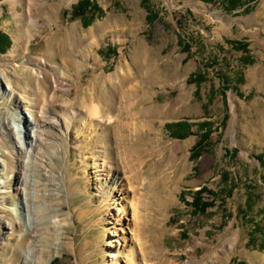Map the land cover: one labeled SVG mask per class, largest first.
Returning a JSON list of instances; mask_svg holds the SVG:
<instances>
[{
    "label": "rangeland",
    "instance_id": "374dc122",
    "mask_svg": "<svg viewBox=\"0 0 264 264\" xmlns=\"http://www.w3.org/2000/svg\"><path fill=\"white\" fill-rule=\"evenodd\" d=\"M44 1L32 18L30 0L0 1V30L13 41L0 54V264L19 246L33 251V264H264V247L248 243L253 220L264 229V0L249 12L222 0H151L159 13L151 25L141 0H98L105 14L88 26L71 18L78 0H56L53 21ZM230 40L247 41L254 62L243 66ZM108 48L116 54L107 59ZM199 71L206 81H187ZM222 74L243 82L224 92ZM143 105L156 112L142 115ZM27 108L40 126L30 153L19 148ZM224 116L221 137L195 161L198 136L173 138L165 127L219 126ZM127 166L147 180L161 169L178 175L170 206L158 209ZM202 185L217 192L216 204L194 214L180 195L191 200Z\"/></svg>",
    "mask_w": 264,
    "mask_h": 264
},
{
    "label": "trees",
    "instance_id": "16d2710c",
    "mask_svg": "<svg viewBox=\"0 0 264 264\" xmlns=\"http://www.w3.org/2000/svg\"><path fill=\"white\" fill-rule=\"evenodd\" d=\"M205 2L211 3L215 0H203ZM255 0H222L224 6L230 10H236L239 8L244 7L245 12H249L251 10V5L254 3ZM142 6L146 9L147 15H146V21L149 25L154 24L159 19V13L154 10V8L151 5V0H141ZM105 14V10L102 8V6L99 4L98 0H78L77 3L74 4L71 18L73 19H81L84 24L87 26L91 24V22L96 17H102ZM12 38L11 36L0 30V54L8 51L12 46ZM229 44L232 46V49L238 52H243V55L240 57V61L242 65H248L253 63L252 57H250L249 54H251V50L249 49V43L244 40H230ZM191 43H185L184 49L185 51H189L191 49ZM110 49V52H106L104 55L106 58H111V55H115L116 51L115 49L108 48V51ZM188 82L195 83L197 86H199L202 82L206 81V76L204 72H197L192 73L188 79ZM243 82V77L240 76L238 78V81L236 82V85ZM235 85V82H231L224 74H222V88L223 91L226 92L227 90L233 88ZM199 93V89L196 90V94ZM226 117L222 119L219 126H217L213 120L211 119H204L202 121H199L197 123H192L187 119H182L178 121L173 122H167L165 124L166 129L168 130L169 134L173 138L177 139H186L190 135L196 134L198 136L197 141L195 144L191 147L190 151V158L192 161H195L199 159L203 154L209 153L211 151V145L213 140V134L217 132V138H220L222 135V131L224 126L226 125ZM197 126V131L194 133L193 127ZM236 152L234 150L232 153ZM257 158L260 160L262 167H264V152L257 155ZM194 170L197 171L198 168L194 167ZM223 179L225 181L229 180V176L227 174L223 175ZM192 199L188 200L186 198L185 193L183 192L180 197L185 204L190 206L192 208V212L194 214H201L204 215L208 212L209 208H212L215 206V197L217 196V192L213 190L212 188H209L207 185H202L199 189L191 191L190 192ZM227 196H232V190L227 191ZM247 204L250 205V202L247 201ZM247 205V206H249ZM242 216H246L247 212L242 211ZM254 225L252 229L249 231V240L248 243L251 245H256L260 248L264 247V239L259 240V236L264 235V229L261 227L258 221L253 220ZM263 241V242H262ZM59 262V258H55L52 260L51 264H57ZM236 264H246L245 261L240 260L236 262Z\"/></svg>",
    "mask_w": 264,
    "mask_h": 264
},
{
    "label": "bare ground",
    "instance_id": "6f19581e",
    "mask_svg": "<svg viewBox=\"0 0 264 264\" xmlns=\"http://www.w3.org/2000/svg\"><path fill=\"white\" fill-rule=\"evenodd\" d=\"M9 1L15 2L18 0H9ZM37 4H38L37 0H30V8H31L30 17L31 18L33 16V13H32L33 9H35L36 6H38ZM42 7H43V10L40 9L41 5H39V11L42 10L44 13H46L48 19L53 21L52 18L54 17V14H55V11L57 8L56 0H50V1L45 0L44 2H42ZM44 9H45V11H44ZM31 22H32L33 27H36L39 25L38 20L32 19ZM36 31H37V29H36ZM131 81H134L133 85H132L134 90L138 91V89L141 88L139 86L140 82H138V84H136L135 81H137V80L134 79ZM113 86H115V85H113ZM141 99H143V97ZM145 101H147V100L145 99ZM49 109H50L49 104L47 102H45L40 106V113L47 112V111H49ZM26 111H27V113H26L27 114V124L25 125V130H22L21 128L19 129V132L21 133V135H26V145H21L19 148H20L21 152H25V150H27V152L30 153L31 151H33L34 147L36 146V143H37V141L39 139V135H40V134L38 135L37 133L34 134V133H32V131H33V129L35 130V128L40 127V126L38 125V122H35L33 120L32 121L28 120V114L30 113V109L27 108ZM140 112L142 113V115L145 113H148L150 115L151 113L156 112V107H153V106L145 107L143 105L140 108ZM66 115H67L69 122L75 123L77 121V112L75 110L67 109ZM89 116L91 119H94V120L99 118V112H98V108L96 106H92L91 108H89ZM111 120H112V118L108 117V119L106 121H107V123H110ZM68 128H69V126H68ZM34 132H36V131H34ZM126 168H130V170H128V171L133 172L132 177H134L133 179H135V180H133V184H134V182L142 183L143 188H146L153 193L155 203H157V205L159 206L158 209L163 210V209H166L168 206H170V204L173 202L175 191L178 188V184H179L178 175H172V176L167 175V174H165V171L163 169H161V170H157V171H154L153 173H151L152 175L154 174L156 176L153 177L152 179L148 178L150 180H147V177H143L142 169H139L138 167L134 168L133 166H130V167L127 166ZM132 168H134V169H132ZM153 168H155V167L151 166L149 168V171L152 172ZM32 257H33V251L31 249H25L22 246H19V250H18L17 254H15L13 257H11L7 261L4 260L5 262L2 264H33ZM38 264H46V261L41 260V261H39Z\"/></svg>",
    "mask_w": 264,
    "mask_h": 264
}]
</instances>
